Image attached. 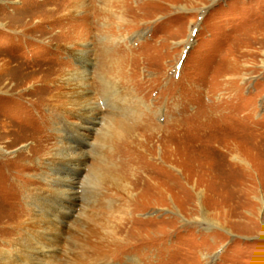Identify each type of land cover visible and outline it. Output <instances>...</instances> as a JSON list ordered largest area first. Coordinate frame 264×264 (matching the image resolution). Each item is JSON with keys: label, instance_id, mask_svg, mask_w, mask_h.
<instances>
[{"label": "rangeland", "instance_id": "obj_1", "mask_svg": "<svg viewBox=\"0 0 264 264\" xmlns=\"http://www.w3.org/2000/svg\"><path fill=\"white\" fill-rule=\"evenodd\" d=\"M0 72V248L33 244L38 162L76 145L52 264H264V0H0Z\"/></svg>", "mask_w": 264, "mask_h": 264}, {"label": "bare ground", "instance_id": "obj_2", "mask_svg": "<svg viewBox=\"0 0 264 264\" xmlns=\"http://www.w3.org/2000/svg\"><path fill=\"white\" fill-rule=\"evenodd\" d=\"M76 7H78L77 4ZM76 14L79 13L76 12ZM71 54L75 55L77 61L82 62L84 71L81 74H70L69 77H64L66 83L73 82V80L81 81L80 83H76V85L73 86L74 89L70 91L71 93H68L66 96L67 105L78 112L80 119H86V123H84L83 127L91 131L95 128V125L99 124L96 118L99 114L96 113L97 107H94L91 103V91L86 85L89 75L88 69L90 67L87 57L88 52L86 50H81ZM108 102H112V100ZM110 104L115 106L114 102ZM61 122L63 123V119H61ZM73 126L72 124L64 123L62 124L61 132L75 128L78 129V126H81V124H78L75 128H73ZM234 158L236 161L243 163L240 157L235 156ZM86 162L87 157L82 154V150L76 145L74 147H69L67 151L61 148L60 151L51 153L50 159L38 162L39 166L44 167L46 170L39 176V179L46 183V186L37 189L36 191L39 194H36L33 198L30 197L28 200L29 205L38 215V222L34 224L25 221L23 227L25 235L29 238L33 237V244L11 243L15 247L14 251L16 253H13L11 250L0 248V264H21L20 256H26L24 264H36L34 262L40 261L42 258L48 259L51 262L50 264H52V261L60 252L59 245L57 244L58 240L64 235V230L70 218V216L66 217L63 214L71 211L73 205L78 202L74 187L76 183L78 184L76 181L82 176L81 167L84 166ZM91 180L93 184L98 183L97 177H93ZM88 182H90V180H88ZM34 234L38 235L34 236Z\"/></svg>", "mask_w": 264, "mask_h": 264}]
</instances>
